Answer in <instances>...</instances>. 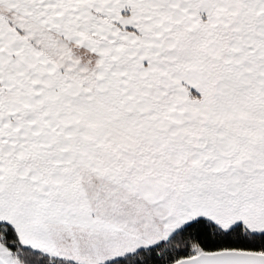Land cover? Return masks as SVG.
Listing matches in <instances>:
<instances>
[{
	"label": "snow or ice",
	"instance_id": "6c2138e0",
	"mask_svg": "<svg viewBox=\"0 0 264 264\" xmlns=\"http://www.w3.org/2000/svg\"><path fill=\"white\" fill-rule=\"evenodd\" d=\"M0 264H264V0H0Z\"/></svg>",
	"mask_w": 264,
	"mask_h": 264
}]
</instances>
